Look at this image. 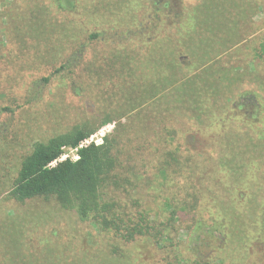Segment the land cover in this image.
<instances>
[{"label": "rangeland", "instance_id": "obj_1", "mask_svg": "<svg viewBox=\"0 0 264 264\" xmlns=\"http://www.w3.org/2000/svg\"><path fill=\"white\" fill-rule=\"evenodd\" d=\"M236 1L238 8H217L218 23L233 28L236 40L244 39L233 46V59L242 60L248 67L247 76L254 74L264 80V0ZM77 2L76 9L63 10L56 0H0V148L10 159L26 154L41 136L69 130L78 116H85L82 110L91 106L72 81L74 76L67 80V88L60 86V76H68L70 70L54 74V57L44 63L39 58L42 46L37 44L70 46L61 51L64 58L58 60L57 67L65 60L75 70L78 65L90 66L86 59L92 60L94 50H107L109 44L131 42L144 52L146 43L159 36L161 26H154L150 20L157 12L175 15L183 12L182 6L187 11L202 3L195 9L203 14L201 25L213 13L212 0H142L134 9L123 0ZM226 17L229 19L224 21ZM121 18L123 24H117ZM43 20L56 28L51 40L38 37L44 33L38 26ZM59 24L82 31L77 45H70L68 37H63ZM162 30L165 33L164 27ZM98 31L101 38L91 40L90 35ZM80 44L82 48H78ZM44 77H51L50 81L44 82ZM252 90L258 95L250 93ZM212 98L217 104L211 121L199 123L181 108L167 112V125L176 132L170 147H182L175 156L185 165L170 168L165 180L159 175L160 155L155 150L160 122L151 121L158 114L156 110L165 108L164 101L159 105L163 108L149 104L94 134L101 138L118 124L132 125V138L146 144L133 153L147 181L139 194L142 208L151 209L157 226L149 240L139 237L120 244L121 256L112 251V244H117L114 240L97 235L95 226L82 222L75 211L44 198L20 204L1 196L0 264H264V132L259 134L264 128V88L247 82L223 89ZM256 102L262 109L258 110ZM7 106L14 111H3ZM77 106L82 108L78 115ZM92 109L96 112L94 105ZM145 124L150 127L148 131L143 129ZM242 151L251 161H247L248 168L237 171L238 175L221 165L230 157L241 158ZM64 153L73 159L77 156L71 148ZM188 154L190 163H186ZM206 156L212 159L203 160ZM16 233L19 248L14 245L11 255L8 234Z\"/></svg>", "mask_w": 264, "mask_h": 264}, {"label": "trees", "instance_id": "obj_2", "mask_svg": "<svg viewBox=\"0 0 264 264\" xmlns=\"http://www.w3.org/2000/svg\"><path fill=\"white\" fill-rule=\"evenodd\" d=\"M56 1L60 9L77 8V0ZM139 1L142 0H123L133 9ZM212 3V17L209 16L203 25V14L195 10L202 6V3L187 11L186 7L182 6L183 12L175 15L171 11L157 12L155 18L150 20H153L154 26H161L159 36L155 37V41L146 43L144 52L138 51L139 48L135 49L131 42L109 44L107 50H94L92 60L89 57L86 59L85 63L90 65L88 67L78 65V68L73 70L71 62L66 63L65 60L57 67L58 60L64 58L61 51H65V46L68 45H56L51 42L47 45L37 44L42 46L39 58L44 60V63L48 61V57H54V74L70 70L68 76H60V86L67 88V80L74 76L72 81L76 83L77 89L85 94L91 106L86 110L77 106L76 114L82 113V110L85 116H78L79 120L65 132L41 136L20 158L10 159L0 148V197L6 196L10 201L20 204L34 198L55 201L60 208L75 211L82 222L94 225L97 235H108L117 243L115 246L112 244L113 253L121 256L123 251L120 244L132 243L139 237L149 240L150 236H154L153 232L157 230V226L154 225L151 209L142 208L139 197L144 189L142 183L147 181L136 163L137 156L135 158L133 153L139 150V146L141 149L146 144L137 143L135 138H132V125L129 127L118 124L111 134L103 138L102 144L93 143L79 148L77 160L69 158L55 166H51V163L57 160L65 149L78 148L101 127L130 117L149 104H154L158 109L163 108L159 105L164 101L165 108L156 110L158 114H155L151 121L156 119L160 122L156 131L158 139L156 138L155 150L160 155L159 175L165 180L170 168L185 165V162L175 156L182 147H170L174 145L172 140L175 137L172 136L176 132L167 125L170 120L167 112L172 108L185 109L188 113L191 112L192 117L199 123H204L214 118V115H211L217 102L212 96L216 93L219 94L231 86L240 87L247 82H257L264 88V80L254 74L247 76L248 67L242 60L233 59V46L244 42V39L236 40L237 32L234 33L233 28L218 23L220 17L217 16V8L228 6L229 11L238 8V2L212 0ZM39 14L44 15L41 12ZM130 14L131 10L128 12L129 16ZM227 19L229 18L226 17L224 21ZM44 21L46 20L38 24L44 32L38 37L51 40L56 28L53 24H44ZM116 22L123 24L124 20L121 18ZM58 27L62 28L63 37H68L70 45L78 44L82 31L75 27H62V24ZM163 27L166 37L163 35L165 33H162ZM101 35L100 31L94 32L90 39L96 40L101 38ZM62 39L60 37V40ZM82 47L83 44L78 45V48ZM240 68L242 72L239 71ZM50 78L44 77L43 81L49 82ZM250 93L256 95L257 92L252 90ZM256 104L259 110V102ZM262 107L264 108V104ZM2 110L14 111L10 106ZM163 110L165 116L160 118ZM103 111L107 112L106 116L102 114ZM206 115L207 119L204 120ZM100 116L104 118L93 120ZM95 123L98 125L95 126ZM147 124L143 126L146 131L150 129ZM261 132H264V128L259 129V134ZM247 133L245 134L248 135ZM189 150L191 149L188 147ZM242 153L241 158L230 157L228 161L222 160L221 165L229 166L234 174L238 175L237 171L248 168L250 163L247 161H251L250 157L244 156L245 151ZM233 155L235 156L234 153ZM188 156L186 163L192 160L189 154ZM207 158L212 159L206 156L203 160ZM8 235V250L12 255L17 248L18 235ZM6 254L10 256L8 252ZM14 264L20 263L15 261Z\"/></svg>", "mask_w": 264, "mask_h": 264}, {"label": "built area", "instance_id": "obj_3", "mask_svg": "<svg viewBox=\"0 0 264 264\" xmlns=\"http://www.w3.org/2000/svg\"><path fill=\"white\" fill-rule=\"evenodd\" d=\"M96 137H97L96 135H92L88 139L84 140L78 148L74 149L75 151H77V156L75 159L71 158L68 154L63 153L57 160H55L54 162L51 163V166H55L58 162H61L63 160L69 159V158L72 160H77L79 158V156H78L79 148L87 147L93 143L96 145L102 144L104 135L101 134V138H96Z\"/></svg>", "mask_w": 264, "mask_h": 264}]
</instances>
